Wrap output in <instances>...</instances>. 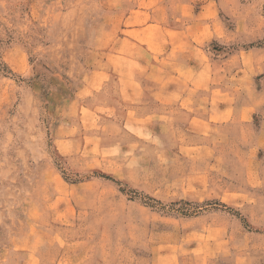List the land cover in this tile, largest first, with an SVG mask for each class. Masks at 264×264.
<instances>
[{
  "label": "rangeland",
  "instance_id": "1",
  "mask_svg": "<svg viewBox=\"0 0 264 264\" xmlns=\"http://www.w3.org/2000/svg\"><path fill=\"white\" fill-rule=\"evenodd\" d=\"M0 264H264V0H0Z\"/></svg>",
  "mask_w": 264,
  "mask_h": 264
}]
</instances>
